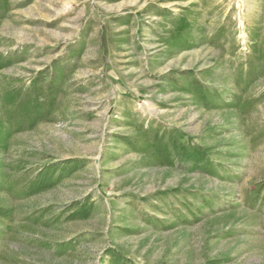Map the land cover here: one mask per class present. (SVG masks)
I'll use <instances>...</instances> for the list:
<instances>
[{"label":"rangeland","instance_id":"obj_1","mask_svg":"<svg viewBox=\"0 0 264 264\" xmlns=\"http://www.w3.org/2000/svg\"><path fill=\"white\" fill-rule=\"evenodd\" d=\"M113 257L264 264V0H0V264Z\"/></svg>","mask_w":264,"mask_h":264},{"label":"trees","instance_id":"obj_2","mask_svg":"<svg viewBox=\"0 0 264 264\" xmlns=\"http://www.w3.org/2000/svg\"><path fill=\"white\" fill-rule=\"evenodd\" d=\"M48 168L45 170V172L37 175V182L36 184L34 183V186L30 185L29 190H31L32 192L35 191H39L41 190V188H47V187H51L53 185V181H52V174L51 173H47ZM85 217V215H84ZM110 264H121L120 260L117 257H113L110 261Z\"/></svg>","mask_w":264,"mask_h":264}]
</instances>
